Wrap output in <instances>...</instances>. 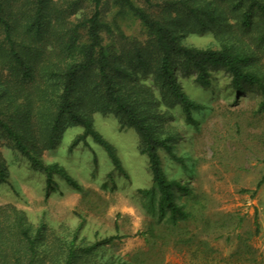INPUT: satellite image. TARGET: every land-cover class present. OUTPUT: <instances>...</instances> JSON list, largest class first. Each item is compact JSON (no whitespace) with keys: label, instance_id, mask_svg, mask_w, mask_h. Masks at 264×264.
<instances>
[{"label":"trees","instance_id":"1","mask_svg":"<svg viewBox=\"0 0 264 264\" xmlns=\"http://www.w3.org/2000/svg\"><path fill=\"white\" fill-rule=\"evenodd\" d=\"M129 16L140 22L144 41L121 30L119 21ZM114 30L119 39L107 43ZM191 36L212 43L199 47L188 43ZM263 60L264 0H0V147L43 171L53 191L62 170L46 164L44 153L78 127L113 157L94 119L112 115L139 137L154 186L144 194H159L161 215L188 219L192 212L175 204L177 182L164 174L160 156L171 153L174 140L165 126L168 110L178 106L193 122L201 108L178 73L194 74L204 87L223 72L236 94L264 98ZM9 183L0 153V185ZM44 231L15 205H0V264H98L99 251L116 239L80 246Z\"/></svg>","mask_w":264,"mask_h":264},{"label":"rangeland","instance_id":"2","mask_svg":"<svg viewBox=\"0 0 264 264\" xmlns=\"http://www.w3.org/2000/svg\"><path fill=\"white\" fill-rule=\"evenodd\" d=\"M119 25L126 36L146 39L134 17ZM118 36L114 30L106 42L115 44ZM188 43L207 47L212 39L191 36ZM178 81L201 108L192 112L193 122L178 106L168 110L165 126L174 140L171 153L161 150L160 156L164 174L177 182L175 204L192 212L188 219L161 215L159 194H144L154 186L137 133L102 114L95 115V126L113 157L82 137L81 128L69 129L43 155L62 170L54 174L53 191L47 192L43 171L1 146L10 183L0 185V205H15L45 234L76 238L80 246L115 236L99 251L98 264H264V98L236 94L223 72L204 87L194 74L179 72Z\"/></svg>","mask_w":264,"mask_h":264}]
</instances>
